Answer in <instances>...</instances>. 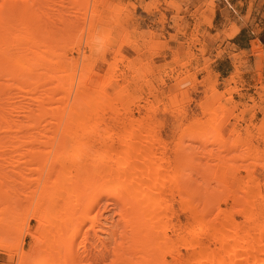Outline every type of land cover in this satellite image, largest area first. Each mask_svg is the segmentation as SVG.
<instances>
[{"label":"bare ground","instance_id":"bare-ground-1","mask_svg":"<svg viewBox=\"0 0 264 264\" xmlns=\"http://www.w3.org/2000/svg\"><path fill=\"white\" fill-rule=\"evenodd\" d=\"M43 2L47 10L40 13L38 0H0V135L9 138L3 147L5 177L24 187L31 182L26 179L27 172L40 173L28 195L0 193V203L8 204L9 229L15 220V205H21L19 195L31 199V212L21 221L16 249L24 234L36 240L37 249H43L41 258L35 260L33 250L20 248V253H15L17 264L104 261L106 252L82 255L76 240L83 222L89 219L88 212L105 196L110 197L107 205L111 209L119 208L112 235L115 237L121 228L122 242L112 251V264H264V191L256 169H251L264 170V165L256 163L262 153L252 146V133L247 131V137L242 138L232 127L230 133L237 135L232 141H226L218 131L214 135L185 133L203 147L218 143L220 152L245 147L243 154L232 159L218 157L208 178L194 186L186 168L193 165L199 173V157L188 153L189 146L182 139L176 143L173 158L167 157L164 141L153 138V126L118 104L116 92L111 95L106 91L116 80L111 70L101 73L91 64L81 68L77 77L78 61L65 60L63 52L48 45L53 0ZM93 19L89 31L95 28ZM59 89H63V96H59ZM258 133L264 139V123ZM57 140L60 147L53 149ZM48 143H52L49 149L42 148ZM237 159L252 162L239 165ZM56 165L61 167L60 179L50 182ZM218 166L235 170L236 189L224 176L216 179ZM200 173L204 178L203 171ZM83 174L94 180L88 195ZM57 204L63 219L50 215V208ZM222 204L231 206L222 208ZM77 212L79 217H75ZM180 213L186 216L184 221ZM236 215L242 221H236ZM28 219L37 222L34 231L28 230ZM41 225L50 232L48 240L54 244L49 241L44 247L40 242L45 238L36 236ZM95 225L92 222L85 231V239L94 231L103 243ZM11 246L0 226V247L13 258ZM61 256L63 260L55 262Z\"/></svg>","mask_w":264,"mask_h":264},{"label":"rangeland","instance_id":"rangeland-1","mask_svg":"<svg viewBox=\"0 0 264 264\" xmlns=\"http://www.w3.org/2000/svg\"><path fill=\"white\" fill-rule=\"evenodd\" d=\"M43 1L38 0L40 13L47 10ZM229 2L236 4V0ZM52 9L48 45H55L58 52H63L65 60L78 61L77 77L81 68L85 70L91 64L101 73L106 72V69L111 70L116 82L107 86L106 91L111 95L116 92L114 98L118 104L132 113L134 118L145 119L146 123L153 126V138L164 141L167 157L173 158L176 143L180 139L186 147L189 146L188 153L196 154L195 159L199 157L202 163L200 162L198 170L203 171L205 179L199 176L202 173H197V168L193 165L186 168L191 174L194 186L208 178V173L219 162L218 157L221 160L232 159L245 152V147L220 152L218 143L208 148L203 147L199 141L192 140L185 133L194 131L193 133L214 135L220 132L226 141H232L237 137L236 133H230L234 127L242 138L247 137V131L251 132L252 146L262 153L261 159L256 163L259 166L264 165V139L258 133V127L264 123V0H242L237 3L235 9L240 14L232 19L228 18L225 26L221 25L223 17L217 16L214 19V0H53ZM92 16L95 28L89 31ZM41 23L44 25L43 18ZM248 39H252L249 43L250 50L241 53H235V47L229 43L236 40L246 46ZM214 44L217 49L212 55L210 52L214 49ZM223 44L227 45L225 49H222ZM224 55L232 59V65L224 61L229 76L222 79L215 72V59ZM58 94L63 96L65 93L63 89H59ZM8 143V136L0 135V193L12 191L28 195L30 189L36 187L35 182L40 173L27 172L26 179L31 182L24 187L10 183L5 177L3 153V147ZM58 144L59 140L42 148L49 149L52 145L53 149H57L60 147ZM159 151L161 150H157L158 155ZM208 151H212L211 157ZM241 162L237 159L239 165L250 164L252 160ZM251 169H256L257 181L264 191V170L254 166ZM60 170V165H56L50 175V182L60 179ZM216 170V179L224 176L225 182L231 184L232 189L237 188L239 183H233V168L218 166ZM245 173L244 170L240 172L244 179ZM44 177L46 176L43 175L42 180ZM82 180L86 182L88 195L92 191L90 188L94 180L86 174H83ZM19 196L22 199L21 205L20 202L15 205V220L11 229L7 222L11 219L6 210L8 204L5 201L0 203V219H6L4 223L0 222V226L3 227L8 244L13 247L12 254L14 253L11 258L9 252L0 247V264H17L15 253H20V248L33 250L35 260L41 258L43 251L42 248L37 249L36 240L28 234L21 237L20 247L16 249L21 221L31 212V199ZM109 198L102 197L88 212L89 219L83 222L76 240V247L82 255L102 251L107 253V258L99 263L84 261L82 264H112V251L122 242L119 235L121 228L116 231L115 237L112 235L113 223L119 218V208L111 209L107 205ZM221 206L229 208L231 204ZM50 209L51 216L56 214L61 219L65 217L61 213L60 205H54ZM79 215L77 212L75 217ZM185 219L186 216L180 213V220ZM235 219L242 221L239 215ZM92 222L96 223V229H100L97 235L103 243L97 240L94 231H90V236L85 239L84 233ZM37 226L34 219H28L29 231H34ZM41 227L36 236L45 238L40 242L44 247L49 241L54 244L51 238L48 240L50 232L45 226ZM51 230L53 232L54 228ZM182 252L186 251L182 249ZM62 258L63 256L59 257L55 262L62 261Z\"/></svg>","mask_w":264,"mask_h":264},{"label":"crops","instance_id":"crops-1","mask_svg":"<svg viewBox=\"0 0 264 264\" xmlns=\"http://www.w3.org/2000/svg\"><path fill=\"white\" fill-rule=\"evenodd\" d=\"M242 0H236V4L235 5H232L229 0H214L215 2V11H214V19L219 16V17H223V20H222V26H225L228 24L227 22V19H232L235 15H239L240 14V11L235 9V6L237 5V3L241 2ZM220 30L222 28H219ZM205 30H209L211 31L210 29L208 28H205ZM239 31V29H237V32ZM215 33V32H214ZM214 33H211L212 35ZM252 41V39H248L247 42H246V46H243L241 44H239L236 40L232 41V42H229L232 46L235 47V53H241L243 51H249L250 48H249V43ZM217 45L214 44L212 45V48H214L210 53L212 55L215 54V50L217 49L216 48ZM227 47L226 44H223L222 45V49H225ZM224 61H227L229 62L230 65H232V59L228 56V55H224L223 57L221 58H218V59H215V66L217 67L215 69V72L221 76L222 79H225L227 78L229 75H228V72L229 70H227L225 68V65H224Z\"/></svg>","mask_w":264,"mask_h":264}]
</instances>
